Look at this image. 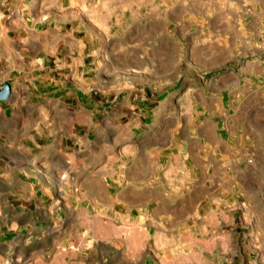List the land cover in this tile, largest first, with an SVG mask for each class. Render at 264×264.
<instances>
[{
  "label": "crops",
  "instance_id": "0c3cea01",
  "mask_svg": "<svg viewBox=\"0 0 264 264\" xmlns=\"http://www.w3.org/2000/svg\"><path fill=\"white\" fill-rule=\"evenodd\" d=\"M0 2V245L18 232L46 248L50 234L58 264H233V237L203 238L233 206L223 170L237 140L223 131L219 86L197 88L200 103L177 115L168 83L117 99L106 80L98 89L74 29L26 0Z\"/></svg>",
  "mask_w": 264,
  "mask_h": 264
},
{
  "label": "rangeland",
  "instance_id": "374dc122",
  "mask_svg": "<svg viewBox=\"0 0 264 264\" xmlns=\"http://www.w3.org/2000/svg\"><path fill=\"white\" fill-rule=\"evenodd\" d=\"M26 1L37 14L54 17L64 32L74 29L76 38L87 42L98 89L106 80L112 88L103 90L116 92L117 99L153 93L155 86L168 83L177 100L171 111L177 115L200 103L197 88H220L219 119L223 131L237 140L235 166L223 170L225 178L235 177L228 199L233 206L223 222L215 216L204 222L214 227L203 238L212 246L230 235L235 264L241 258L264 264V0ZM139 9L144 15H132ZM245 157L252 162L245 164ZM219 225L226 232L217 230ZM134 234L141 244L146 240ZM6 238L12 243L0 245V264H58L50 255V234L46 248L21 244L18 232ZM188 250L189 262L197 261L195 249Z\"/></svg>",
  "mask_w": 264,
  "mask_h": 264
},
{
  "label": "water",
  "instance_id": "95a60500",
  "mask_svg": "<svg viewBox=\"0 0 264 264\" xmlns=\"http://www.w3.org/2000/svg\"><path fill=\"white\" fill-rule=\"evenodd\" d=\"M9 96V85L7 83H3L0 85V100H5Z\"/></svg>",
  "mask_w": 264,
  "mask_h": 264
},
{
  "label": "built area",
  "instance_id": "2783aa9c",
  "mask_svg": "<svg viewBox=\"0 0 264 264\" xmlns=\"http://www.w3.org/2000/svg\"><path fill=\"white\" fill-rule=\"evenodd\" d=\"M243 162H245V164H250L252 162V159L250 157H245L243 158ZM187 185V184H184Z\"/></svg>",
  "mask_w": 264,
  "mask_h": 264
}]
</instances>
